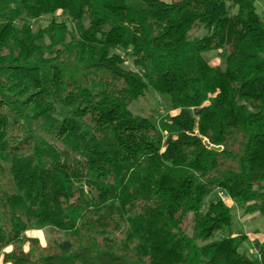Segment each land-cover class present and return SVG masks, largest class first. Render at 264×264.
<instances>
[{"label":"trees","instance_id":"obj_1","mask_svg":"<svg viewBox=\"0 0 264 264\" xmlns=\"http://www.w3.org/2000/svg\"><path fill=\"white\" fill-rule=\"evenodd\" d=\"M255 1L0 0L2 264H264V242L251 258L245 236L213 238L233 219L218 193L264 218ZM147 90L199 113L167 136L130 109ZM43 229L68 251L24 238Z\"/></svg>","mask_w":264,"mask_h":264},{"label":"rangeland","instance_id":"obj_2","mask_svg":"<svg viewBox=\"0 0 264 264\" xmlns=\"http://www.w3.org/2000/svg\"><path fill=\"white\" fill-rule=\"evenodd\" d=\"M256 11L261 15L264 16V0H256L255 1ZM51 19L56 21H60L64 19L62 15L59 13L53 16L42 17L36 21L31 22V25L34 29L38 27L44 28L46 27ZM205 34V30L203 28H199L196 31H193L190 34V38L193 39L194 37H201ZM204 58L208 60L210 64L217 63V66H223V53L219 51H210L203 54ZM212 62V63H211ZM214 65V64H212ZM125 67L131 70H136V62L133 59L126 57ZM131 111L134 114H138L145 117L152 118L159 130L165 134L174 136L176 134V129L170 123V117L181 113L186 114V116H196L199 113L198 108L192 109H178L172 110L167 106L166 97L157 96V94L153 93L150 90H147L143 97H141L137 102L132 103L130 106ZM220 193H218V196ZM216 195V194H215ZM233 219L229 228L224 229L223 231L217 232L214 235V239H220L222 237L227 236H237L240 234H247V236L260 234L259 239H256V244L258 245L262 240H264V218L259 216L257 213L253 214H244L242 209L239 206L233 205ZM123 228L119 230L118 233H121ZM40 240L42 245H46L47 243H51L54 240L59 242V246L63 251H67L69 249V241L66 240L65 236L61 232H54L51 230L43 229L40 230ZM254 238V237H253ZM67 246H63L65 243ZM23 247L27 246V241L23 240L22 243ZM65 245V244H64ZM252 244H250L249 240L244 241V243L240 247V251L246 249V254L249 255L251 258H254L257 253L252 250ZM250 248V250H248ZM256 248V247H255ZM248 250V251H247Z\"/></svg>","mask_w":264,"mask_h":264},{"label":"crops","instance_id":"obj_3","mask_svg":"<svg viewBox=\"0 0 264 264\" xmlns=\"http://www.w3.org/2000/svg\"><path fill=\"white\" fill-rule=\"evenodd\" d=\"M212 63V62H211ZM212 64H214L213 66H217L218 64L216 63H212ZM211 64V65H212ZM221 199H223L229 206H232V210H233V205H235L228 197H222ZM40 230H29V231H27V232H25V234H24V238H27V239H37L38 241H39V243H40V245L42 246V247H44L45 245H42L41 244V240H40ZM237 236H245L246 237V240H249V242H250V244H252V245H254V246H252L253 248H252V250L254 251V250H256L257 249V247H258V245L260 244V243H262V242H264V240H262V242H260L258 245L256 244V239H259V237H260V234H255V235H252V238H251V236L249 235V236H247V234H240V235H237ZM233 237H236V236H233ZM254 237V238H253ZM245 240V241H246ZM244 243V242H243ZM242 243V244H243ZM65 244V245H64ZM67 243H66V241H65V243H63V246H67L66 245ZM28 246H29V244H28V242H27V246H25V247H23V249L24 250H27L28 249ZM256 247V248H255ZM9 250H11V248H7L5 251L6 252H8ZM248 250H250V248H248ZM247 250V251H248ZM68 251V250H67ZM246 252V249L244 248L243 249V252ZM0 264H2L1 263V258H0Z\"/></svg>","mask_w":264,"mask_h":264},{"label":"water","instance_id":"obj_4","mask_svg":"<svg viewBox=\"0 0 264 264\" xmlns=\"http://www.w3.org/2000/svg\"><path fill=\"white\" fill-rule=\"evenodd\" d=\"M200 140L203 141L204 145H205L207 148H210V149H212L213 151H214V150H215V151H220V150H221V147H213V146H210V145L207 143L206 140H204V139H200Z\"/></svg>","mask_w":264,"mask_h":264},{"label":"built area","instance_id":"obj_5","mask_svg":"<svg viewBox=\"0 0 264 264\" xmlns=\"http://www.w3.org/2000/svg\"><path fill=\"white\" fill-rule=\"evenodd\" d=\"M219 195H220L221 198H222V197H227V196L224 195L223 193H220ZM254 252L257 253L256 250H254Z\"/></svg>","mask_w":264,"mask_h":264}]
</instances>
